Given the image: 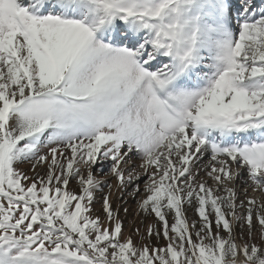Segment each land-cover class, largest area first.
I'll return each instance as SVG.
<instances>
[{
  "label": "snow or ice",
  "instance_id": "6c2138e0",
  "mask_svg": "<svg viewBox=\"0 0 264 264\" xmlns=\"http://www.w3.org/2000/svg\"><path fill=\"white\" fill-rule=\"evenodd\" d=\"M0 264H264V0H0Z\"/></svg>",
  "mask_w": 264,
  "mask_h": 264
},
{
  "label": "rangeland",
  "instance_id": "374dc122",
  "mask_svg": "<svg viewBox=\"0 0 264 264\" xmlns=\"http://www.w3.org/2000/svg\"><path fill=\"white\" fill-rule=\"evenodd\" d=\"M239 183V182H237ZM241 187H243V185H241ZM105 191H107V189H105ZM252 195H256L257 198H259L261 196L260 193H251ZM118 200V198H117ZM128 200V203H127V206L129 207L130 209V212H133L135 211L136 209V203L134 200H132L130 197L127 198ZM119 202V201H118ZM97 207H99V204L96 205ZM191 214V213H190ZM126 230L127 231H131L133 230L135 227H139L141 229L144 228V223H143V217L140 216V217H135L134 215H129L127 218H126Z\"/></svg>",
  "mask_w": 264,
  "mask_h": 264
}]
</instances>
